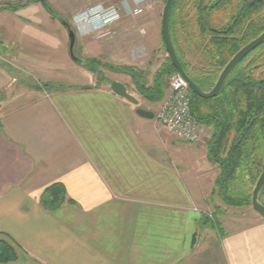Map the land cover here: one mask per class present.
Here are the masks:
<instances>
[{
    "label": "crops",
    "instance_id": "1",
    "mask_svg": "<svg viewBox=\"0 0 264 264\" xmlns=\"http://www.w3.org/2000/svg\"><path fill=\"white\" fill-rule=\"evenodd\" d=\"M31 2L38 17H53L42 2ZM18 9H0L8 30V16ZM123 17L110 29L118 24L131 32L126 18L138 16ZM57 25L51 26L66 63L68 31ZM74 28L76 46L109 59L106 38ZM157 35L163 42L161 26ZM0 45L8 55L10 43L0 39ZM13 59L19 70L5 59L8 65H0V233L28 258L41 264H264V219L232 226L218 215L217 231L200 223L208 180L216 178L208 170L207 145L145 130L153 119L138 114V103L98 83L83 64L75 61L87 82L45 88L24 85L22 75L30 68L50 77L56 67ZM203 149L205 157H198ZM59 185L66 201L49 210L41 199Z\"/></svg>",
    "mask_w": 264,
    "mask_h": 264
},
{
    "label": "trees",
    "instance_id": "2",
    "mask_svg": "<svg viewBox=\"0 0 264 264\" xmlns=\"http://www.w3.org/2000/svg\"><path fill=\"white\" fill-rule=\"evenodd\" d=\"M13 5L5 8L19 7ZM45 7L59 18L50 4ZM169 24L184 70L202 91L209 92L235 54L264 32V0H175ZM263 49L264 42L233 68L216 97L203 98L191 90L193 115L212 130L207 158L218 172L211 200L217 196L228 207L252 205L253 190L264 170V52L256 54ZM82 64L97 73L95 60L89 64L83 59ZM176 72L167 57L150 86L145 81L136 85L145 98L158 102L167 91V77ZM41 200L54 210L65 203V191L61 185L49 187ZM259 201L264 204V187ZM214 209L212 216L202 213L200 223L219 230L217 216L224 211L215 203ZM0 235L4 236L0 263L17 261V248L23 249L11 236Z\"/></svg>",
    "mask_w": 264,
    "mask_h": 264
},
{
    "label": "rangeland",
    "instance_id": "3",
    "mask_svg": "<svg viewBox=\"0 0 264 264\" xmlns=\"http://www.w3.org/2000/svg\"><path fill=\"white\" fill-rule=\"evenodd\" d=\"M31 1L33 0H0V9L8 7V5L11 6L14 3L15 4L13 6H19L18 10H13V12H17L16 14H13L12 16L10 14V16H8V24H10L9 30L7 29L5 21L1 20L0 16V39L5 40V42H7L8 44L10 43V52H7L8 55L1 53L5 52L6 47H2L0 45V65H8L6 61H4L5 59L7 61H12V63H15V66H13V68L19 70V68H17L16 66L19 65V62L14 61L13 57H21L36 62L39 66H45V64H48L49 68L56 67L58 69L54 72H48V74H50V77H43L41 75H37L34 70L28 68L26 69L28 73H25L21 77L24 85L30 84L46 88L47 83L49 85H66L77 82H87V77L84 76L86 75V72L82 71V68H79L77 66V63L70 56H68L69 58L66 56V59H68L66 63L63 62L62 53L59 50L58 41H56L60 36L59 33H57V31L52 28L51 25L52 23H55L57 25V21L61 23V18H63L68 21L73 27H75V20L78 17L82 16L86 12L98 10L97 7L100 6L94 4L92 6V9L89 11V4L86 0H45L50 4L52 9L57 12L59 18L50 13L54 18L50 16V18L44 20V17H38L36 13H33L35 11L28 7L30 5L29 2ZM165 4L166 0H151V3L147 7V9L149 8V10L143 16H138V18H126V21L132 30L131 32L122 31L121 29H119L118 24L113 26L114 28L111 29V35L106 37V40L110 42V47L112 49L109 59H106L105 55H100V57L97 58L93 57L90 52H85L82 46H75V53L77 56H80L82 59L87 60L89 64L93 60L96 61V64L98 65L96 73L97 77L94 78L97 79L98 83H105L106 86L111 87V83L113 81L121 80L122 83L126 85L129 94L138 100V108L142 109L149 106L148 110L154 113V118H152L153 120L150 123L145 125L146 127L144 129H148L149 132L152 131L156 135H159L164 139L166 135L173 134L162 127L156 121V114L161 105L165 102L166 98L171 94V78L174 73L167 77V91L164 98L158 102H153L145 98L139 91V88L136 84L139 83L141 85V83L145 81L146 85L150 86L152 84L154 75L158 72V70L161 69V66L163 65V63H165L167 57H169L166 52L164 42H162V40L158 38V35L156 36V30H160ZM38 5L41 6V2ZM156 18L157 29L154 25ZM122 19H124V17ZM35 29L41 30V32H38V36L36 35V38L31 37V33H34ZM65 39L66 51L69 54V36H66ZM98 45L99 47H102L101 42ZM126 49L128 51L127 57H125ZM260 52L263 53L264 49L259 50L256 54H260ZM25 55L27 56L26 58L24 57ZM31 56L35 58H32ZM47 57L50 58V61H47ZM253 57V55L250 56L248 58V61H250ZM262 62H264V56L262 58ZM84 67L88 69L86 65H84ZM41 71L43 72L42 69H38V74H41ZM150 105H152V107ZM204 126L205 130L203 133V138L201 143L199 144L206 146L208 140L212 135V130L209 126ZM204 151L205 149H203L202 152L198 154V157H205L202 154L204 153ZM208 166L210 167L208 168V170L210 169V171H213L215 173L214 175L216 176L218 168L213 164ZM206 176L209 179V175ZM213 177V180H208L207 183V204H203L201 202L202 206L200 205L205 209L204 211H202V213H213L215 211V203L220 204L223 207L224 212L223 214H220L219 217H222L221 219L225 224L229 223V221H232L229 225L236 226V224L243 225L248 223L251 218H254V221L258 220V218L264 219V217L260 213H258L252 207V205L242 207H228L226 205H223L217 196L214 198V202H212L211 195L214 190L215 179ZM210 188L212 189V191L209 192ZM201 230H203V228ZM2 237L4 236L0 235V238ZM17 252L19 255L17 261L0 264H41L38 262H34V259L32 257H29L31 259L30 260L28 256L24 254V250H20L17 248Z\"/></svg>",
    "mask_w": 264,
    "mask_h": 264
},
{
    "label": "built area",
    "instance_id": "4",
    "mask_svg": "<svg viewBox=\"0 0 264 264\" xmlns=\"http://www.w3.org/2000/svg\"><path fill=\"white\" fill-rule=\"evenodd\" d=\"M88 10L94 4L98 10L86 12L75 20V27L81 31L85 27L96 33L97 38L111 35V25L123 15L139 16L145 12L151 0H86ZM172 91L156 114V121L178 138L199 144L202 141L205 126L192 113L191 89L188 82L177 72L171 78ZM209 216H212L209 213Z\"/></svg>",
    "mask_w": 264,
    "mask_h": 264
},
{
    "label": "water",
    "instance_id": "5",
    "mask_svg": "<svg viewBox=\"0 0 264 264\" xmlns=\"http://www.w3.org/2000/svg\"><path fill=\"white\" fill-rule=\"evenodd\" d=\"M39 1L42 2L44 5L49 4L45 0H39ZM174 1L175 0H166V4H165L163 14H162L161 29H162V37H163V42L165 45L166 52H167L169 58L171 59L173 65L175 66L177 72L188 82L190 89L194 93H196L197 95H199L200 97H203V98H207V99L214 98L220 93L228 75L233 70V68L240 61H242L246 56H248L253 50H255L257 47H259L264 42V32L262 34H260L256 39H254L253 41H251L250 43L245 45L240 51H238L235 54V56L229 61V63L222 70L216 84L214 85V87L209 92L202 91L195 84V82L192 80V78L184 70V68H183L182 64L180 63V60L177 56L174 45H173L171 32H170L169 19H170V12H171ZM61 22L66 27V29L68 31L69 54L74 61L82 64L83 59L78 57L75 53V46H76V42H77V32H76L75 28L65 19L61 18ZM111 89L114 93H116L117 95H119L121 97L126 98L128 101H130L134 104L138 103V100L129 94L126 85L123 84L122 82L113 81L111 83ZM137 112H138V114H140L144 117L153 118V116H154V114L152 112L147 111L145 109H141V108H138ZM263 187H264V170H263L261 176L259 177L257 184L253 190V194H252V207L260 214H264V204H262L259 201V193Z\"/></svg>",
    "mask_w": 264,
    "mask_h": 264
},
{
    "label": "bare ground",
    "instance_id": "6",
    "mask_svg": "<svg viewBox=\"0 0 264 264\" xmlns=\"http://www.w3.org/2000/svg\"><path fill=\"white\" fill-rule=\"evenodd\" d=\"M187 73V72H186ZM175 74V73H174Z\"/></svg>",
    "mask_w": 264,
    "mask_h": 264
}]
</instances>
